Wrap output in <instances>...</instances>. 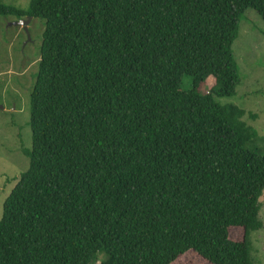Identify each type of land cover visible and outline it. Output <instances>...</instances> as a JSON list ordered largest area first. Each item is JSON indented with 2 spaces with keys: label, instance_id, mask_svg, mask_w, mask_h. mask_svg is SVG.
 <instances>
[{
  "label": "trees",
  "instance_id": "obj_1",
  "mask_svg": "<svg viewBox=\"0 0 264 264\" xmlns=\"http://www.w3.org/2000/svg\"><path fill=\"white\" fill-rule=\"evenodd\" d=\"M248 8L264 19V0L0 1L44 20L0 264H251L264 152L245 109L217 100L240 81Z\"/></svg>",
  "mask_w": 264,
  "mask_h": 264
},
{
  "label": "rangeland",
  "instance_id": "obj_2",
  "mask_svg": "<svg viewBox=\"0 0 264 264\" xmlns=\"http://www.w3.org/2000/svg\"><path fill=\"white\" fill-rule=\"evenodd\" d=\"M26 7L29 0H0ZM27 18V17H24ZM14 15H0V215L2 202L29 160L23 148L31 146L30 95L40 60L44 20L32 17L24 29ZM232 52L240 81L232 96L217 97L221 104L245 109L243 120L257 131L258 148L264 152V19L248 8L239 23ZM214 83L209 77L201 86L207 91ZM183 87H188V77ZM262 227L250 233L251 264H264V190L259 197ZM239 236L240 233L234 232ZM171 264H211L194 250H188Z\"/></svg>",
  "mask_w": 264,
  "mask_h": 264
},
{
  "label": "water",
  "instance_id": "obj_3",
  "mask_svg": "<svg viewBox=\"0 0 264 264\" xmlns=\"http://www.w3.org/2000/svg\"><path fill=\"white\" fill-rule=\"evenodd\" d=\"M32 18V16H28L27 18H23L22 20H17L15 21L14 23L15 24H20V25H23V28L27 34V40H30V36H29V31H28V28H27V25L30 21V19Z\"/></svg>",
  "mask_w": 264,
  "mask_h": 264
},
{
  "label": "flooded vegetation",
  "instance_id": "obj_4",
  "mask_svg": "<svg viewBox=\"0 0 264 264\" xmlns=\"http://www.w3.org/2000/svg\"><path fill=\"white\" fill-rule=\"evenodd\" d=\"M19 20H22L23 18H18ZM25 19V18H24ZM22 29H24L23 28V25H19Z\"/></svg>",
  "mask_w": 264,
  "mask_h": 264
}]
</instances>
